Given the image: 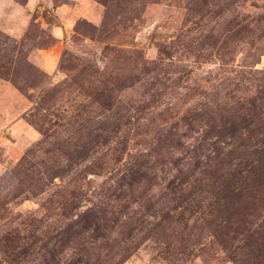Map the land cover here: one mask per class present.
I'll return each mask as SVG.
<instances>
[{"label": "rangeland", "instance_id": "374dc122", "mask_svg": "<svg viewBox=\"0 0 264 264\" xmlns=\"http://www.w3.org/2000/svg\"><path fill=\"white\" fill-rule=\"evenodd\" d=\"M260 171L264 0H0V264H264Z\"/></svg>", "mask_w": 264, "mask_h": 264}, {"label": "trees", "instance_id": "16d2710c", "mask_svg": "<svg viewBox=\"0 0 264 264\" xmlns=\"http://www.w3.org/2000/svg\"><path fill=\"white\" fill-rule=\"evenodd\" d=\"M217 165V164H216ZM216 165H214V166H216ZM217 168H218V166H216ZM212 172V173H211ZM205 173V172H204ZM215 173H217V169H214V170H211V169H209V170H207L206 171V173H205V175H207L208 177H203L202 179H209L211 176H214L215 175ZM260 173H263L264 174V171L262 172V171H260ZM257 177H260V174L257 176ZM219 177H215V178H213L214 180L215 179H218ZM205 184V183H204ZM214 185V184H213ZM215 192H217V191H210V193L211 194H215ZM217 225V224H216Z\"/></svg>", "mask_w": 264, "mask_h": 264}]
</instances>
